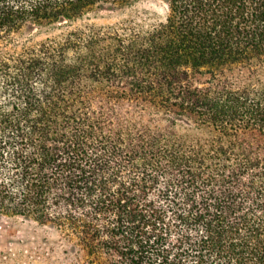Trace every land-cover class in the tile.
<instances>
[{
  "label": "trees",
  "instance_id": "obj_1",
  "mask_svg": "<svg viewBox=\"0 0 264 264\" xmlns=\"http://www.w3.org/2000/svg\"><path fill=\"white\" fill-rule=\"evenodd\" d=\"M0 0V215L85 264H264V0Z\"/></svg>",
  "mask_w": 264,
  "mask_h": 264
},
{
  "label": "rangeland",
  "instance_id": "obj_2",
  "mask_svg": "<svg viewBox=\"0 0 264 264\" xmlns=\"http://www.w3.org/2000/svg\"><path fill=\"white\" fill-rule=\"evenodd\" d=\"M168 13L165 0H138L125 6H99L92 21L109 24L120 19H135L144 24L163 20ZM51 226L22 216L0 215V264H85Z\"/></svg>",
  "mask_w": 264,
  "mask_h": 264
}]
</instances>
